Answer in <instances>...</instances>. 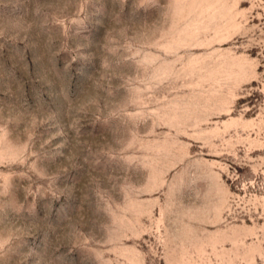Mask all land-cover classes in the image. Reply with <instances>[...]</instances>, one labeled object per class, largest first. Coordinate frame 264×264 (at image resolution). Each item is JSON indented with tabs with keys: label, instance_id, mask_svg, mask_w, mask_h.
I'll use <instances>...</instances> for the list:
<instances>
[{
	"label": "rangeland",
	"instance_id": "1",
	"mask_svg": "<svg viewBox=\"0 0 264 264\" xmlns=\"http://www.w3.org/2000/svg\"><path fill=\"white\" fill-rule=\"evenodd\" d=\"M0 264H264V0H0Z\"/></svg>",
	"mask_w": 264,
	"mask_h": 264
}]
</instances>
